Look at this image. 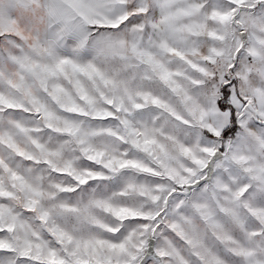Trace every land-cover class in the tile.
Listing matches in <instances>:
<instances>
[{
  "label": "snow or ice",
  "instance_id": "6c2138e0",
  "mask_svg": "<svg viewBox=\"0 0 264 264\" xmlns=\"http://www.w3.org/2000/svg\"><path fill=\"white\" fill-rule=\"evenodd\" d=\"M0 264H264V0H0Z\"/></svg>",
  "mask_w": 264,
  "mask_h": 264
}]
</instances>
